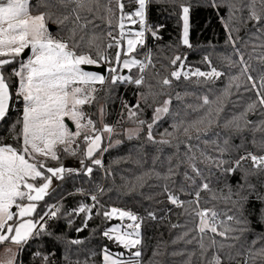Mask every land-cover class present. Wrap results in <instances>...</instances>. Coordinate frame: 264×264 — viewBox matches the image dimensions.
I'll use <instances>...</instances> for the list:
<instances>
[{"label":"snow or ice","instance_id":"6c2138e0","mask_svg":"<svg viewBox=\"0 0 264 264\" xmlns=\"http://www.w3.org/2000/svg\"><path fill=\"white\" fill-rule=\"evenodd\" d=\"M153 3L179 6L181 42L192 47L189 41L192 6L188 0H128L129 5H135L132 11H125V0H38L35 14L31 0H0V122L6 120L12 101L4 67L16 62V58L26 49L31 51L26 62L21 61L19 68L12 69L11 73L18 78L16 95L22 99L24 106L21 118L11 126L17 144H0V244L7 242L22 248L31 238L47 231L46 217H57L61 209L56 205L50 206L42 214L37 213V208L39 202L50 195L53 178L63 179L65 174L78 171L63 165L48 166L49 159L60 160L59 151L76 155L81 151L77 141L83 137L84 159L80 161L84 165L83 171L89 176L93 172L92 167L85 165V160L102 166L101 159L93 157L101 150L103 134L108 133L110 137L114 129L107 124L98 129L90 114L84 111V106L96 100V93L100 90L97 85L133 83L140 86L145 83L144 72L152 63L151 53H147L144 60L138 59L134 53L138 46L144 47L146 33L157 36V31L148 25L147 20L149 7ZM208 3L218 14L221 8L227 10L224 27L228 30L227 43L232 46V52L221 54L219 58L229 69L238 68L239 72L228 76V83L215 100L205 95L199 98L202 100L200 105H188L193 111H199L206 105L209 107L196 119L173 124V131L163 134L171 139L162 137L156 140L152 131L162 115L169 113L171 97L154 109L151 123L137 120L139 104L128 110L130 120L146 126L149 142L176 149L173 155L164 160H160L159 156L153 158V165L157 161L162 167L166 165L163 175L153 167L135 180L141 186L146 177L153 175L165 181L160 185L162 194L190 218L188 223L192 226L172 241L173 244L183 241L185 245H195L191 251L185 248L170 253L173 257H186L180 264H194L193 258L197 255L201 264H264V233L255 234V239L251 241L246 239V234L254 233L249 218L252 211L247 208L250 197L260 202L257 222L264 225V194L258 193L256 186L247 180L248 175L264 173V155L247 152L236 160L225 159L229 140H220L219 133L212 131L213 126L219 124L224 100L233 94V87L237 92L241 88L245 92H255L256 100L249 103L244 112L225 121V129L231 127L243 131L251 123L248 114L254 112L257 106L264 108V0H208ZM249 23L251 28H248ZM50 24L57 26L64 35L54 36ZM135 25L140 26L139 30L133 31ZM242 28L246 30V39L239 35ZM113 49L114 54L110 52ZM184 60L186 57L180 55L171 59V64L175 66L170 73L171 78L180 80L183 75L185 79L196 77L197 82H201L199 78L208 82L226 75L213 66L209 55L203 58V62L209 65L208 71L200 68L185 71ZM105 65H108L106 70L110 76L102 74ZM84 66H96L102 71H89ZM134 67L140 73L135 79L119 74L123 69L131 71ZM171 78L164 77L157 83L171 87ZM148 87L147 94L141 93L146 103L149 95H157L152 92V85ZM176 99L183 97L177 94ZM100 113L102 116V107ZM69 123L75 126V130L70 128ZM16 124L20 126L19 132L15 131ZM140 130L130 129L129 139L138 135ZM260 130H264V122ZM181 131L184 136L182 140L177 136ZM209 133L216 139L209 137ZM261 144L264 149V141ZM181 145L185 149L183 152H180ZM209 147L217 154H209ZM244 160L251 161L252 170L244 171L245 183L236 191L227 184L226 193L212 187L214 170L224 174L235 173ZM181 168L184 171H179ZM177 176L181 178L179 183L175 179ZM132 187L134 189L135 185ZM98 192L102 193L103 189L98 188ZM202 192L207 193V197H202ZM181 196L191 198L181 199ZM90 199L93 204H81L69 215L83 213L88 220L92 219L93 209L99 201L97 195H91ZM202 201L205 205L220 201L232 207L227 210H218L215 204L202 207ZM97 214L109 221H119L105 229L103 236L129 253V257L124 258L123 251L113 253L105 247L103 264H143L141 229L145 217L117 207L104 209ZM147 218L157 219L151 211L147 213ZM83 227H87V222ZM172 227L181 225L174 224ZM71 243L80 244L82 241L72 240ZM8 252L11 256L7 264H16V253H12L11 249ZM158 255H161L159 251L154 253V257ZM149 264L161 262L153 258Z\"/></svg>","mask_w":264,"mask_h":264},{"label":"trees","instance_id":"16d2710c","mask_svg":"<svg viewBox=\"0 0 264 264\" xmlns=\"http://www.w3.org/2000/svg\"><path fill=\"white\" fill-rule=\"evenodd\" d=\"M37 2L38 0H31L33 14L36 12L35 5ZM188 2L192 6L189 29V41L192 47L189 48L181 42L182 22L179 6L170 3H153L149 7L147 20L148 25L157 31V36L153 37L148 33L144 47H138L135 53L138 56L151 53L152 63L144 72L145 83L140 86L133 83H117L114 85L105 83L103 87L98 86L100 90L96 93L95 105L101 103L104 105V121L107 125H115L117 134H120L128 125L136 124V122H116L119 110L122 107L121 101H127L132 109L136 104H139L140 108L136 109L140 116L139 119L151 123L154 109L171 97L172 103L169 113L156 122L152 129L156 140H160L162 137L171 139V137L163 134L166 131L172 132L173 124L181 121L187 123L196 119L203 115L209 107L206 105L199 111H193V108L188 107V105L193 107L200 105L202 100L199 98L205 95L210 100H215L228 83V76L238 74V68L229 69L221 63L219 58L221 54L228 55L232 52V46L227 43L228 30L224 27V22L227 20V10L221 8L218 14L209 5L208 0H188ZM125 3V11L134 10V4L129 5L128 0H125ZM55 27L56 30L52 32L54 36L64 35L57 26ZM251 27L252 25L249 23L248 28ZM239 35L246 39V30L242 28ZM239 46L238 44L237 47ZM110 52L114 54L115 49L110 50ZM175 55L186 57V60L183 61L185 66L200 68L203 71L209 70V65L203 62L204 56L209 55L213 66L225 72L226 75L208 82H203V78H199L201 82H197L198 78L196 77L185 79L183 76L180 80H175V78L170 77L171 71L175 69L170 61ZM21 61L23 60L17 57L16 62L4 67V74L8 79L10 91L12 92V101L6 120L0 122V144H12L14 146L17 144L13 139L14 133L11 126L21 118L24 105L22 99L16 95L18 78L11 73L12 69L19 68ZM253 66H256L255 63ZM130 75L135 79L140 73L134 67L131 69ZM106 76H110V73H107ZM164 77L172 79L171 87L161 86L157 83L158 80ZM149 85H152L151 90L157 95H149L146 103L141 93L147 94ZM232 93L230 97L224 100L219 124L213 126L212 129L213 132L219 133L220 140H229V151L224 158L236 160L247 152L264 155L261 144L264 141V130H260L262 122H264V108L257 106L254 112L248 114V120L249 115L254 113L257 114V118L244 127L243 131L223 127L225 121L244 112L247 105L256 100L255 92H245L243 88L237 92L233 87ZM177 94L183 99L177 100ZM211 107L215 108L216 105H211ZM241 124L243 126V121ZM19 128V124H16L15 131L19 132ZM146 132V126H142V131L137 136L131 139L123 136L120 138V142L112 147H105L104 141L102 166L94 165L91 161L85 160V165L93 168L91 176L82 170L79 173L74 172L65 175L63 179H56V185L50 191V195L45 197L44 201L39 202L37 213L42 214L52 205L60 207L61 210L56 218H45L47 231L39 236H34L25 244L24 248L20 249L16 264H77V262L79 264H103V249L105 247L112 252L123 250V248L118 247L103 236L105 229L119 221L106 220L97 213L111 207L133 210L145 217L141 229L143 235V264H149V261L153 258L160 261L161 264H180L186 258L173 257L170 253L185 248L191 251L195 247L194 244L185 245L183 241L176 244L172 243L178 235L192 226L188 223L190 218L183 214L182 209L173 206L165 194H162L163 190L160 185L165 181L157 179L153 175L151 178L146 177L143 186H141L135 180L137 176L150 171L153 167L163 175L166 171V165L162 167L159 161L153 165V158L159 156L160 160H164L176 151L175 148L169 145L149 142ZM177 136L181 140L184 139L182 131L177 133ZM209 137L216 139L212 136V133H209ZM204 138L208 139V137ZM175 143L176 141L173 140V144ZM80 148L81 151H78L76 155L59 151L60 160L52 161L49 159L48 166L58 167L69 160L81 161L84 159V145H80ZM184 150V146L181 145L180 152ZM209 154L216 155L217 153L209 147ZM173 162H175L174 156ZM245 170H252L250 160L241 161V168L235 173L224 174L214 170L215 175L211 177L212 187L218 192L223 190L226 193L225 184H227L232 187L233 191H236L241 184L245 183L243 178ZM179 171H184V168ZM175 179L179 183L181 178L177 176ZM247 180L256 186L258 193L264 194V186H262L264 185V173L248 175ZM168 183L172 187L171 182ZM133 185H135L134 189ZM98 188H102L103 192H98ZM75 189H78V191H75ZM91 195H97L99 201V204L93 209L92 219L88 220L86 214L83 213L69 215V213H73V209H77L81 204H93L94 202L90 199ZM207 195V193H201L202 197H207ZM148 197H152V199H148ZM180 198L190 199L191 197L181 196ZM212 204H215L218 210H227L232 207L231 204H224L220 201H213L207 205L202 201L201 206L211 207ZM260 207V202L250 197L247 208L252 211L249 218L252 221L251 227L254 229V233L246 234L248 241L255 239V234L264 233V225L257 222ZM149 211L154 212L157 219H148L147 213ZM85 222H87V227H83ZM174 224H179L181 227L173 228L172 225ZM79 228H83V230L77 231ZM72 240H81L82 243L72 244ZM157 251L161 255L154 257V253ZM44 257H47V259L45 260ZM193 260L194 264H201L198 255Z\"/></svg>","mask_w":264,"mask_h":264},{"label":"rangeland","instance_id":"374dc122","mask_svg":"<svg viewBox=\"0 0 264 264\" xmlns=\"http://www.w3.org/2000/svg\"><path fill=\"white\" fill-rule=\"evenodd\" d=\"M139 25H135V26H133V31H136V30H139ZM147 37H148V33H146V38H145V43H146V41H147ZM139 47V46H138ZM138 47H137V49H138ZM28 49H26L25 51H27ZM147 53H144L142 56H138V55H136L135 53H134V55H136L137 56V58L138 59H140V60H144V58H145V55H146ZM31 54H29L26 58H24V59H22L21 58V56H20V58L24 61V62H26V60H27V58L30 56ZM85 67V66H84ZM107 67H108V65H107ZM189 68H191V67H189V66H185V71H188V69ZM191 69H195V68H191ZM203 71V70H202ZM120 75H130V71L128 70V69H123L120 73H119ZM131 76V75H130ZM183 76V75H182ZM99 85H97V88H99L98 87ZM121 103H122V107L120 108V110H119V116L117 117V121L116 122H118V123H122V122H131V123H135V121H133V120H130L129 118H128V110L129 109H132V107L129 105V103L127 102V101H125V102H122L121 101ZM103 108V115L101 116V113H100V108ZM160 107V106H159ZM84 111L86 112V113H88V114H90V117H91V119L92 120H94L95 122H96V127L98 128V129H101L102 127H103V125L104 124H106L105 123V121H104V105L101 103L100 105H95V102H93L91 105H85L84 106ZM166 114H164V115H162V117H164ZM139 115H138V117H137V120H139ZM161 117V118H162ZM66 122H68L67 120H66ZM69 126H70V128H72L73 130H75V126L73 125V127L70 125V123H69ZM110 126H112L113 127V129H114V131H113V133L111 134V136L109 137V134L108 133H104L103 134V140H102V145H101V150L100 151H98L96 154H95V156H94V158H99V159H101V161H102V156H103V153H104V151L102 150V147H103V144H104V141H105V147H112V146H114V145H116V144H118L117 143V141H119L120 142V138L121 137H123V136H125V137H129V135H130V133H129V130L130 129H132V130H135V129H141L140 131H139V133L142 131V126H140V125H138V123H136V124H131V125H128L120 134H117L118 132H117V130H116V126L115 125H110ZM138 133V134H139ZM135 136H137V135H134L133 137H135ZM77 143L79 144V145H84V143H83V137H81V138H79L78 139V141H77ZM73 147H75V146H73ZM65 168H70V169H76V170H78V171H76L77 173H79V172H81L82 170H83V168H84V165H81V163H80V161H66L65 162V164L63 165ZM65 175H70V174H65ZM53 184H54V186L56 185V178H53V182H52V185H51V187H50V190L49 191H51L53 188H52V186H53ZM52 188V189H51ZM75 191H78V189H75ZM119 223V222H118ZM8 249H11L12 250V253H16V259H17V247H16V245H0V264H7V261H8V259L10 258V256H11V253H9L8 252ZM124 253H125V255H124V258H128L129 257V253L127 252V251H125L124 249L122 250ZM134 251V250H133ZM112 252V251H111ZM118 252H121V251H116V252H113V253H118Z\"/></svg>","mask_w":264,"mask_h":264},{"label":"water","instance_id":"95a60500","mask_svg":"<svg viewBox=\"0 0 264 264\" xmlns=\"http://www.w3.org/2000/svg\"><path fill=\"white\" fill-rule=\"evenodd\" d=\"M49 26H50V30L52 32L54 30H56V27L54 25H51L50 24ZM29 53H30V49H28L27 51H25L22 54L21 58L22 59L26 58L29 55ZM85 68H86V70H89V71H96V72H101L102 71L101 68H98L96 66H85ZM106 69H107V65L104 66V70H103L102 74L107 75L108 72H107ZM256 118H257V114L256 113L249 115V120L250 121H254ZM70 125L73 127V124L70 123Z\"/></svg>","mask_w":264,"mask_h":264},{"label":"crops","instance_id":"0c3cea01","mask_svg":"<svg viewBox=\"0 0 264 264\" xmlns=\"http://www.w3.org/2000/svg\"><path fill=\"white\" fill-rule=\"evenodd\" d=\"M29 54H31V51H30ZM73 146H75V145H73ZM70 161H71V160H70ZM67 168H68V167H67ZM53 187H54V184H53L52 188H53ZM52 188H51V189H52ZM0 245H10V244L6 242V243H4V244H0ZM11 245H13V244H11ZM16 247H17V257H18V254H19L21 248L18 247V246H16Z\"/></svg>","mask_w":264,"mask_h":264},{"label":"built area","instance_id":"2783aa9c","mask_svg":"<svg viewBox=\"0 0 264 264\" xmlns=\"http://www.w3.org/2000/svg\"><path fill=\"white\" fill-rule=\"evenodd\" d=\"M117 208H121V207H117ZM122 209H125V208H122ZM126 210H128V209H126ZM131 211H133V210H131ZM134 212V211H133ZM134 213H136V212H134ZM136 214H138V213H136ZM138 215H140V214H138ZM141 216V215H140ZM25 247V244L23 245V247L22 248H24ZM21 248V249H22Z\"/></svg>","mask_w":264,"mask_h":264}]
</instances>
